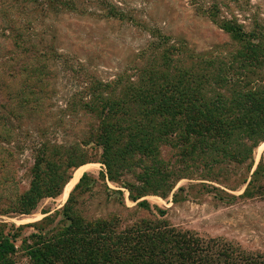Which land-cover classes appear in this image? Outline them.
<instances>
[{
  "label": "rangeland",
  "instance_id": "obj_1",
  "mask_svg": "<svg viewBox=\"0 0 264 264\" xmlns=\"http://www.w3.org/2000/svg\"><path fill=\"white\" fill-rule=\"evenodd\" d=\"M228 20L242 25L245 32L256 25L264 27V0H54L43 10L32 2L0 0V146L4 148L0 212L5 213L0 214V224L19 236L15 264H30L28 251L39 242L30 235H58L67 227L62 208L84 173L95 181H89L86 190H76L69 205L71 215L85 224L106 223L107 233L119 235L122 242L128 239L135 248L149 244L144 236L154 238L163 231L168 239L189 236L221 245L220 251L208 256L207 264H264V146L257 152L264 142L253 150L250 169L249 160L229 162L218 172H207L200 165L189 167L178 179L177 175L150 178L143 174L146 165L135 158L111 181L100 176L105 174L101 164L87 163L66 196H61L62 190L54 198L40 200L29 215L6 210L7 201L28 188L38 144L70 143L87 128L82 117L73 113L64 117L66 101L86 86L88 78L107 83L132 73L152 37H167L189 55L224 58L238 75L246 44L221 28ZM11 27L17 37L9 33ZM55 48L57 60L51 58ZM37 63L45 65L41 83L45 94L40 109L31 114L17 106L23 87L18 72ZM61 118L64 123L51 127L52 120L58 124ZM38 130L44 132L41 139ZM92 148L87 146V151ZM161 157L172 161L174 152L163 147ZM130 196L138 199L132 201ZM142 201L149 208L138 206ZM169 262L196 264L178 258Z\"/></svg>",
  "mask_w": 264,
  "mask_h": 264
},
{
  "label": "trees",
  "instance_id": "obj_2",
  "mask_svg": "<svg viewBox=\"0 0 264 264\" xmlns=\"http://www.w3.org/2000/svg\"><path fill=\"white\" fill-rule=\"evenodd\" d=\"M20 1L32 2L42 10L54 3ZM220 26L246 44V52L238 60V75L224 58L189 55L167 37H152L132 73L124 72L107 83L88 78L86 86L66 101L64 117L72 113L82 117L87 128L70 143L42 140L38 144L28 188L7 201L6 210L15 215L31 214L40 200L60 195L73 171L87 163L101 164L105 174L101 172L100 176L111 181H116L135 158L146 165L143 174L150 178L177 175L178 179L189 167L197 169L200 165L207 172H218L229 162L243 164L247 160L250 169L253 150L264 142V27L256 25L245 32L242 25L229 20ZM8 31L17 37L13 27ZM28 45L33 48L31 43ZM37 56L43 58L41 53ZM51 58H59L56 48ZM44 70L45 65L37 63L18 72L23 77L22 95L17 101L21 110L33 114L40 109L41 95L45 94L41 87ZM64 119L58 124L52 120L51 127L64 123ZM37 132L41 139L43 130ZM89 145L92 152L87 151ZM163 147L173 150L172 161L161 157ZM0 151H4L2 146ZM89 181L95 180L82 174L70 192L62 208L69 224L60 234L30 235L39 240L28 251L30 264H169L174 258L207 264L208 256L223 248L196 237L168 239L163 231L154 238L144 236L147 246L131 247L128 239L122 242L119 235L107 233L106 223L85 224L71 215L73 193L86 190ZM138 206L149 208L144 201ZM5 227V223L0 224V264H15L19 236ZM141 242L138 239L137 244ZM217 255L224 256L223 252Z\"/></svg>",
  "mask_w": 264,
  "mask_h": 264
},
{
  "label": "bare ground",
  "instance_id": "obj_3",
  "mask_svg": "<svg viewBox=\"0 0 264 264\" xmlns=\"http://www.w3.org/2000/svg\"><path fill=\"white\" fill-rule=\"evenodd\" d=\"M263 146H264V143L261 144V145L257 148V152H259V151L262 149ZM83 167H84V166H81L80 168H78V169L75 171V173H74L72 179H71V180L67 183V185L64 187L63 192H62V194H61L62 197L66 196L67 191H68L69 188L72 186V184L76 181L77 176H78V174H79V171H80Z\"/></svg>",
  "mask_w": 264,
  "mask_h": 264
},
{
  "label": "water",
  "instance_id": "obj_4",
  "mask_svg": "<svg viewBox=\"0 0 264 264\" xmlns=\"http://www.w3.org/2000/svg\"><path fill=\"white\" fill-rule=\"evenodd\" d=\"M75 172V170L73 171V173ZM67 184V183H66Z\"/></svg>",
  "mask_w": 264,
  "mask_h": 264
},
{
  "label": "crops",
  "instance_id": "obj_5",
  "mask_svg": "<svg viewBox=\"0 0 264 264\" xmlns=\"http://www.w3.org/2000/svg\"><path fill=\"white\" fill-rule=\"evenodd\" d=\"M67 185V184H66Z\"/></svg>",
  "mask_w": 264,
  "mask_h": 264
}]
</instances>
